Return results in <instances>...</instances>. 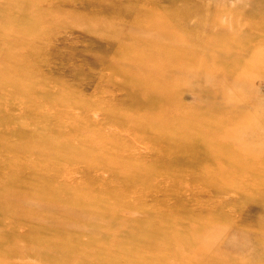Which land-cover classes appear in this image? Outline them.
Masks as SVG:
<instances>
[{
	"label": "rangeland",
	"instance_id": "1",
	"mask_svg": "<svg viewBox=\"0 0 264 264\" xmlns=\"http://www.w3.org/2000/svg\"><path fill=\"white\" fill-rule=\"evenodd\" d=\"M152 25L170 37L177 66L147 69L165 45ZM235 38L256 42L243 52L223 47ZM263 38L264 0H0V264H264V68L225 87L224 100L209 89L226 81L191 63L198 53L225 54L235 69L256 54L264 62ZM194 114L208 125L228 118L234 130L212 143ZM74 125L82 130L71 133ZM43 137L53 139L33 140ZM98 137L103 159L92 153ZM157 138L174 143L166 149L174 156L155 161ZM111 143L130 144L140 158L108 155ZM112 162L136 166L144 179H117L122 167L113 176ZM35 169L40 179H67L72 191L32 215L27 208L54 194L39 192ZM71 201L83 206L75 219ZM47 223L55 228L26 226Z\"/></svg>",
	"mask_w": 264,
	"mask_h": 264
},
{
	"label": "bare ground",
	"instance_id": "2",
	"mask_svg": "<svg viewBox=\"0 0 264 264\" xmlns=\"http://www.w3.org/2000/svg\"><path fill=\"white\" fill-rule=\"evenodd\" d=\"M37 13H40V10L37 11ZM139 15H141V13H133V16L132 17H138ZM250 17V16H249ZM170 23H168L169 25ZM164 27V26H163ZM156 30V32L154 33V31ZM151 31L153 32L154 35L158 36L164 43V48H163V52L161 53H158L157 56L159 57H156L154 60H155V63L152 67L150 68H147V69H160V70H166V69H170L172 68L171 66H177V64L173 63V60L171 58L169 53V47H170V41H169V38L170 37H167L166 35L163 34V31H158L154 25H152L151 27ZM104 38H106L107 36H103ZM263 37V36H262ZM98 38H101V37H98ZM217 38V37H216ZM220 38V37H219ZM240 39H243V38H240ZM264 39V38H263ZM217 41V39H216ZM223 41V40H222ZM225 44L223 43L222 45H224L223 47H230V45H237L238 47L241 48V52H243L247 45L252 43V42H256V41H252L247 39L246 42H243V45H240L239 44V41L238 39L236 40V38L231 41L229 39L227 40H224ZM173 43V42H172ZM204 44V43H203ZM211 46H214L211 42L210 44V47L209 49L211 48ZM237 48V47H235ZM217 49V48H216ZM227 50V49H226ZM236 50V49H234ZM219 52V51H218ZM229 53V52H228ZM163 54V55H162ZM183 54V53H182ZM190 54V53H188ZM162 55V56H161ZM173 55V54H172ZM176 55V54H174ZM229 55V54H228ZM181 56V54L179 55ZM184 56V54H183ZM186 56V55H185ZM255 57V58H254ZM253 57V55L251 56V58L247 59L245 62H240L242 65H238L237 62L235 61L234 63H236L237 66H240V67H243V69H235L232 65V62L233 60L229 61L227 58V56L225 54H217V55H212V54H203V55H200V53H198L197 55H192V58H191V63L193 66H195L196 64V68L198 69H202L201 72H198V73H201L203 74L204 73V68H214L215 71H214V75H217V77L215 79H219V81H223L225 80L226 81V84H223V86H218L217 89H209L210 92H213L215 90L214 93L215 94H218V93H221L222 96H223V99L225 100L227 98V96L231 95L230 93H227L226 90L224 89L225 87L229 86V85H233L235 86V84H245V83H248L250 77L252 76H255V75H261L262 72H263V68H264V62H263V55L261 54H256L255 56ZM153 58V57H151ZM177 58V57H176ZM175 58V60H176ZM139 59H142L141 57H139ZM238 60V59H237ZM196 63H194V62ZM181 62H184L183 60ZM100 64L102 65H107L109 68H114L115 65L114 64H111V63H107L105 61H99ZM225 64L226 67L223 65ZM132 65H137V64H133ZM122 67L126 66L124 63L121 64ZM195 70V69H193ZM220 70V71H219ZM237 70H240V71H237ZM113 71V69L111 70ZM168 71V70H167ZM150 74L152 72H149ZM161 75L163 74H166V72H163V73H160ZM246 74V75H244ZM197 76H200V75H197ZM245 76H248L247 79L245 80ZM101 79V78H100ZM99 79V80H100ZM137 79V80H136ZM136 79H130L129 78V82L130 81H141V84L144 85L145 81H150L147 77H144L143 79L142 78H136ZM225 81L223 83H225ZM99 82V81H98ZM104 82V81H103ZM98 88H99V84H98ZM143 86H140V89L138 90V93H141L143 90ZM127 91V90H126ZM128 94H129V98L130 97H134L133 94H135L134 92H129L127 91ZM107 93H109L110 95H113L111 91H107ZM149 94L153 95L154 93L150 92L149 91ZM234 95V94H232ZM231 97H234V96H231ZM238 98V97H237ZM222 100V102L224 101ZM41 107V106H39ZM192 108V110H194L193 108L195 106H190ZM225 107V113H227L229 115V113H233L235 114L237 117H239V115L237 113H235L233 111L232 108H228V106H224ZM43 108V106L41 107ZM220 108V107H219ZM221 109V108H220ZM81 110L83 111V114L85 115H81V116H84L86 117V121L87 120H90L87 122V126L88 128L90 129V131L92 132L95 131V133L93 132L92 135H100L98 134V129H99V125L101 124L100 121L98 120H95V119H92L90 118L89 116H86L88 113H89V110H87L86 108H81ZM41 111V110H40ZM86 114H85V113ZM116 114V111L114 112H111L110 114V117H113L115 116ZM80 115V114H79ZM78 115V116H79ZM89 115V114H88ZM107 113L105 114V117H106ZM76 117H78L76 114H75ZM70 117V116H69ZM199 118L200 121H197V123L199 124H203L204 126V131H205V135L204 137L205 138H210L214 141H211L212 143H215V135H220L221 137V141H222V138L223 137H226V135L229 133L230 130H234L232 129L233 125L232 123H229L227 120L228 118H222L220 120H215L214 122H212L211 124L208 125L207 123V119L206 117H204L203 115H200V114H194L192 116L191 119H193V121L195 122L196 119ZM59 121L61 122L60 118H58ZM74 119V118H73ZM76 119H79V118H76ZM75 119V122H77V120ZM83 119V117H82ZM72 120V119H71ZM80 120V119H79ZM85 122V121H84ZM139 121L135 120V119H130V126H136L138 129H144L146 128L147 124H143V123H138ZM64 124V123H63ZM47 125V124H46ZM49 125V124H48ZM50 125H53V123H50ZM66 125V124H65ZM158 126H160L162 129H163V132H164V127L161 126V123L157 124ZM48 128H50V126H48ZM85 128V127H84ZM83 128V129H84ZM125 129H127L128 131L129 130V126L125 125ZM76 130H82L81 127L79 126H76L74 125V128L70 131L71 133H74ZM85 130V129H84ZM77 133V132H76ZM164 134H166L164 132ZM135 135V134H134ZM136 136V135H135ZM146 136H148V134L146 133V135H143V139L146 138ZM137 137V136H136ZM51 138V136H50ZM53 139V138H52ZM51 140H48V138L45 139V137L42 138H38V139H33L34 142L36 144L42 142V143H45V142H51ZM98 142H96V146H98L97 148H95L93 150L92 153H95L96 154V157L97 158H101L103 159V157L101 156V154L105 155L106 154V149H107V146L106 145H102L100 142L102 140H105V137H98L97 138ZM138 140H140L138 137H137ZM156 142H157V149L155 151V155H157L158 157L155 159V161H163L165 158L167 157H171V156H174V155H170L172 153L171 150H169L167 152V148L168 146L170 147H176L174 145V143L167 139L164 140V139H161V138H157L156 139ZM39 145V144H38ZM94 145V144H93ZM130 145V144H129ZM129 145L128 143L125 144L123 146V151L120 150L116 145L112 144L111 143V146L108 147L109 149V152H108V155L110 153H113V155L120 159V160H123L124 158H133V157H138L140 158V155H137L135 156V154L130 150L128 152V148H129ZM88 146V145H87ZM181 147V146H180ZM34 149H38V146L34 147ZM38 151L40 153H44V150H39ZM128 152V153H127ZM227 152V151H226ZM46 154V153H45ZM52 153H47L46 155H51ZM41 158V157H40ZM43 160V159H42ZM117 161V159H115ZM11 162V161H10ZM39 162V161H38ZM118 162V161H117ZM117 162H112L113 163V168H115V173H113V176L117 175L120 171H119V168H120V165L122 167V171L123 173L120 172V176H117V179H122L123 182H126L127 184H136V183H139L143 178L142 174L140 173V171L137 169V168H134L136 166H132V165H127L125 163L121 164V163H117ZM88 166H91L92 168H95V166L93 165H89L87 164ZM2 166V165H1ZM4 166V165H3ZM10 166V165H9ZM134 168V169H132ZM41 170H37L35 169V171L31 172L30 173V176L33 178V179H37V188L39 190V192H45V191H49V190H53V197L50 199V200H47L46 202H40V203H35L33 205L34 209L32 208H27V211L28 213L34 215L36 214V212H40L42 210V207L44 208V210H50L51 208H53L54 206L58 205L60 206L61 202H64L65 200H67L68 198L65 199V197L68 196V194L70 193V191H72V189L68 188V183L66 182L67 179H65L62 183H59L56 181V180H51L49 178L47 179H40L42 176L40 174ZM85 171V170H84ZM85 172L89 173V170H86ZM22 174V173H20ZM233 170L230 171V173L228 174V176L231 178L233 176ZM23 175H26L25 173ZM89 175V174H88ZM94 175H97V174H94ZM102 175V174H101ZM224 177H225V174H223ZM90 176H91V173H90ZM89 176V178H90ZM98 176V175H97ZM106 176V175H105ZM111 176V175H110ZM44 177V176H43ZM42 177V178H43ZM93 177V176H91ZM102 177V176H101ZM112 177V176H111ZM45 178V177H44ZM88 178V179H89ZM105 178V177H104ZM110 178V177H109ZM101 179V178H100ZM183 179V177H182ZM91 180V179H90ZM112 180V179H111ZM184 180V179H183ZM92 181V180H91ZM104 181V180H103ZM116 181H119V180H116ZM121 182V181H120ZM111 183V182H110ZM174 183V182H173ZM112 184V183H111ZM1 185H6V183H2ZM59 185V191L57 192L56 191V188L58 187ZM89 185V183H88ZM122 185V184H121ZM120 185V186H121ZM127 186V185H126ZM2 187V186H0ZM89 190V189H88ZM66 193V195H65ZM70 204L73 206V208L71 207V213H72V216H73V219H75L76 215H79L80 213L83 212V206L82 205H78V201H71ZM37 206V207H36ZM175 206V205H174ZM25 207H29L28 205H26ZM57 207V206H56ZM78 212V213H77ZM54 216H50L51 217V221H53L54 223H56L58 220V213H55L53 214ZM91 215H96V214H91ZM50 221V222H51ZM26 221H23L22 223H25ZM29 222V221H28ZM28 226V228H55V226H53L51 223H47V224H32V225H26ZM0 227L1 228H6L1 222H0ZM19 252L18 251H12L8 254V257L9 259L12 258L13 256L17 255ZM36 258V256H35Z\"/></svg>",
	"mask_w": 264,
	"mask_h": 264
}]
</instances>
